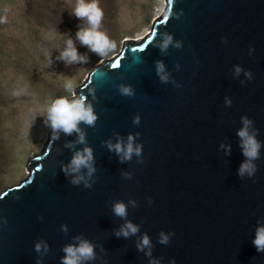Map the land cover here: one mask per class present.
Listing matches in <instances>:
<instances>
[{
    "label": "water",
    "instance_id": "95a60500",
    "mask_svg": "<svg viewBox=\"0 0 264 264\" xmlns=\"http://www.w3.org/2000/svg\"><path fill=\"white\" fill-rule=\"evenodd\" d=\"M181 10L179 18L171 15ZM164 32L182 48L161 53L154 44ZM158 60L182 87L160 83ZM236 64L251 70L253 79L241 85L243 74L232 75ZM120 83L131 85L135 95L122 96ZM80 94L98 115L95 128L81 125L94 151L95 183L91 189L69 184L60 168L72 155L65 142L76 137L54 140L49 130L41 149L27 158L26 176L0 191V218L7 220L0 223V264H36L39 238L50 246L43 264H61L62 245L77 233L104 246L106 264H148L135 247L145 232L162 264L170 258L175 264H264V253L252 243L257 220L264 218V147L254 179L241 180L237 169L244 156L236 136L241 115H247L264 142V0H163L145 35L122 41L113 56L87 71L73 90ZM137 113L141 119L134 125ZM113 132L140 133L142 165L135 157L120 163L107 150L102 141L115 142ZM221 143L231 145L230 155ZM130 198L138 207L128 206L127 219L140 226V234L116 237L113 230L124 220L112 214L111 203ZM160 230L174 232L168 245L157 242Z\"/></svg>",
    "mask_w": 264,
    "mask_h": 264
},
{
    "label": "rangeland",
    "instance_id": "374dc122",
    "mask_svg": "<svg viewBox=\"0 0 264 264\" xmlns=\"http://www.w3.org/2000/svg\"><path fill=\"white\" fill-rule=\"evenodd\" d=\"M75 3L0 0V191L26 176L27 158L41 149L50 129L39 115L49 100L73 96L93 65L113 56L122 41L139 37L163 7V0H98L104 13L101 31L116 45L99 57L75 39L82 23L71 15ZM67 36L88 55L87 63L66 66L56 59ZM69 81L71 92L65 88Z\"/></svg>",
    "mask_w": 264,
    "mask_h": 264
},
{
    "label": "clouds",
    "instance_id": "9594fccd",
    "mask_svg": "<svg viewBox=\"0 0 264 264\" xmlns=\"http://www.w3.org/2000/svg\"><path fill=\"white\" fill-rule=\"evenodd\" d=\"M71 15L82 21L78 25L75 33L76 41L82 46H85L90 52L99 57H107L115 49V42L104 31H101L104 13L99 7L98 0H76ZM171 15L179 18L182 15V10L180 13L174 12ZM2 22L4 21L0 20V23ZM160 36H162L160 42L154 44L157 39L156 33H153L150 42L155 47H158L161 53H167L170 47L181 49L183 46L182 42L180 40H174L173 35L169 32L159 33ZM224 42L227 43L226 38ZM58 52L59 55L56 59L62 61L66 66L87 63L89 60L87 54L78 52L76 44L70 36H67V39L64 41L63 46L58 49ZM253 52L254 49L250 47L249 55H252ZM52 62L49 54L48 65H51ZM174 67L177 71L180 70L179 64L174 65ZM155 72L160 83H172L177 88L182 87L181 83L171 80L169 73L165 71L163 62L159 60L155 62ZM241 74L244 77V79L240 80L241 85L253 79L251 70L243 69L239 64L233 65V77L239 78ZM65 88L71 92L73 90L72 83L70 81L67 82ZM117 89L122 96L133 97L135 95L134 88L129 84L120 83L117 85ZM16 94L19 95L20 93L18 92ZM90 94L92 101L95 100V91L93 90ZM92 101L84 94L73 95L71 97L58 96L51 98L42 114L39 115L43 118V124L51 130L54 140H59L61 134L64 136L75 135L76 138L74 141H66L64 144V147L72 150V155L68 163L61 165L60 169L68 179L69 184L73 186L82 185L87 189L93 187L95 183L93 177L97 169L95 167L93 148L87 143V133L81 128V125L90 128H95L96 126L98 115L94 110ZM224 104L225 106H231V98L225 96ZM140 119L141 117L137 113L133 115L132 123L138 125ZM258 134L259 130L254 126V121L247 115H241L240 127L236 129L239 147L244 156V160L237 169V175L241 180H244L246 177L254 179L255 173L257 172L256 161L260 159L261 149L264 147V142L257 138ZM139 135V132H130L124 137L118 132H113L115 142L112 139H108L102 141V144L108 151L115 153L120 163L131 162L135 157L136 163L142 165L144 163L143 146L138 142L137 138ZM77 145L81 147H77ZM219 147L224 150L226 155H230V144L221 143ZM121 175L127 180L133 178V174L130 172L122 171ZM146 200L148 204L152 203L151 197H147ZM129 205L136 208L138 207V202L130 198L127 204L121 200H115L111 203L112 214L124 220V223L118 229L113 230V234L116 237L129 239L140 234V226L127 219ZM38 219L42 220L43 217H38ZM261 220H264V218L257 220L252 243L257 252L264 253V223ZM0 223L6 224L7 220L0 218ZM60 231L67 234L69 231L67 224L61 223ZM173 236L174 232L172 231L165 232L164 230H160L157 235V242L161 245H168ZM33 246L34 251L37 253L36 264H43L44 257L50 253L48 242L43 238H39L34 241ZM135 247L138 252L143 253L148 258V264H162L160 258L153 256L154 245L147 232L139 235V239L135 241ZM61 251L63 252V255L60 257L61 264H89V262L98 260L101 264H106L104 256L102 255L106 251L104 246L94 243L80 233L73 235L71 242L62 245ZM168 264H175V259L170 258Z\"/></svg>",
    "mask_w": 264,
    "mask_h": 264
},
{
    "label": "bare ground",
    "instance_id": "6f19581e",
    "mask_svg": "<svg viewBox=\"0 0 264 264\" xmlns=\"http://www.w3.org/2000/svg\"><path fill=\"white\" fill-rule=\"evenodd\" d=\"M159 12L160 11H158L154 16H153V18L152 19H154L155 17H157L158 15H159ZM147 31H148V28L139 36V37H136L134 40H138V39H140L143 35H145V33H147Z\"/></svg>",
    "mask_w": 264,
    "mask_h": 264
},
{
    "label": "snow or ice",
    "instance_id": "6c2138e0",
    "mask_svg": "<svg viewBox=\"0 0 264 264\" xmlns=\"http://www.w3.org/2000/svg\"><path fill=\"white\" fill-rule=\"evenodd\" d=\"M112 67H114V68L117 67V64H113Z\"/></svg>",
    "mask_w": 264,
    "mask_h": 264
}]
</instances>
